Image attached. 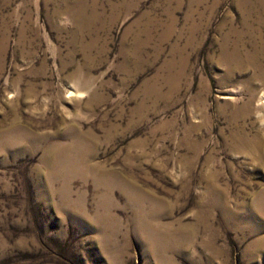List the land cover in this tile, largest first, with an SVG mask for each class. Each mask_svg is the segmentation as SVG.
<instances>
[{
	"label": "rangeland",
	"instance_id": "rangeland-1",
	"mask_svg": "<svg viewBox=\"0 0 264 264\" xmlns=\"http://www.w3.org/2000/svg\"><path fill=\"white\" fill-rule=\"evenodd\" d=\"M263 73L264 0H0V264H264Z\"/></svg>",
	"mask_w": 264,
	"mask_h": 264
},
{
	"label": "bare ground",
	"instance_id": "bare-ground-1",
	"mask_svg": "<svg viewBox=\"0 0 264 264\" xmlns=\"http://www.w3.org/2000/svg\"><path fill=\"white\" fill-rule=\"evenodd\" d=\"M264 74V73H263ZM263 74H261V75H263ZM262 197H263V202H264V193L261 195Z\"/></svg>",
	"mask_w": 264,
	"mask_h": 264
}]
</instances>
